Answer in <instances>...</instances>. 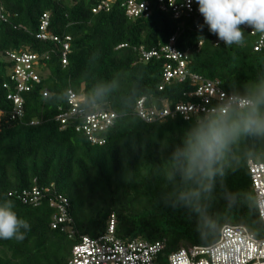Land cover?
Listing matches in <instances>:
<instances>
[{
  "label": "trees",
  "instance_id": "trees-1",
  "mask_svg": "<svg viewBox=\"0 0 264 264\" xmlns=\"http://www.w3.org/2000/svg\"><path fill=\"white\" fill-rule=\"evenodd\" d=\"M128 1L98 10L102 0H0V201L11 199L30 225L22 241L0 239V264H69L80 237L107 233L112 216L116 237L164 241L166 254L210 245L225 225L264 238L249 170L250 161L264 164V133L241 132L214 165L211 181L201 173L186 177L176 153L193 134L213 120L239 122L247 109L161 117L165 106L193 102L196 86L189 79L166 82L164 69L174 63L165 57L141 60V50H160L175 36L177 47L189 53L191 73L247 98L264 83V48L255 51L256 37L245 25V45L227 46L207 27L201 30L198 17L174 18L158 0H137L150 12L134 17ZM25 54L37 57L29 73L39 82L30 78L28 90L19 91L13 56ZM101 86H107L104 94L95 95ZM67 90L83 99L85 113L116 114L96 133L104 144H92L77 130L80 117L65 125L57 120L70 109ZM11 94L23 100L21 118L12 119ZM140 101L149 116L154 111L151 121L139 115ZM34 189L42 192L38 205L18 199ZM60 197L72 221L54 228L61 213L51 203Z\"/></svg>",
  "mask_w": 264,
  "mask_h": 264
},
{
  "label": "built area",
  "instance_id": "built-area-1",
  "mask_svg": "<svg viewBox=\"0 0 264 264\" xmlns=\"http://www.w3.org/2000/svg\"><path fill=\"white\" fill-rule=\"evenodd\" d=\"M158 1L161 3L162 9L172 13L174 18H180L183 14L189 17L195 16L199 18L200 24L204 25V19L198 11L195 0H191L190 7L189 0ZM111 2L113 0H102L98 10L103 7L109 9V3ZM96 11L94 10V12ZM127 11L130 16L137 17L143 13H149L150 5L145 2L139 4L137 0H129ZM47 26V20H43L41 30L45 31ZM204 27L207 26L204 25ZM251 31L252 29H250ZM251 35L256 37L255 51L264 48V41H260L257 35ZM39 37L46 38V35L41 34ZM121 47H125V45ZM64 49L62 62L67 64L69 45L65 44ZM161 57H165L174 63H169L164 69L166 82L178 80L182 83L189 79L196 86L195 91L189 95L194 100L193 102L178 104L173 110L165 106L164 111L160 113L161 117L181 115L185 119H189L201 114L218 116L226 115L232 110H244L240 107V100L244 97L229 94L223 89L221 82L218 80L204 79L189 71V53L183 52L177 47L175 36L170 38L168 44L160 50L148 52L141 50V60L144 62ZM13 58L17 62L15 78L19 83V91L28 90L26 85L30 78L39 82L34 73H29L31 69L30 62L35 60L36 56L25 54L21 57L13 56ZM8 100H12L15 104V115L12 119L23 117L22 98L11 94L8 96ZM82 102L83 99L75 94V99L71 103L68 102L69 111L60 113L57 120L65 125L73 117H80L82 123L77 127V130L84 131L92 144L102 145L105 141L99 139L96 133L111 126L117 116L109 110H95L85 113V110L81 107ZM138 113L143 119L151 121L154 111H151L149 116V113L144 111L143 101H140L138 103ZM2 116L3 112L0 111V118ZM249 170L255 195L257 199H262L264 198V164L250 161ZM17 197L24 204L38 205L42 199V192L34 189L32 193L24 192ZM51 206L57 207L61 213L60 216L54 218V228L64 222L71 223L72 220L68 216L69 204L65 198L56 199V202H52ZM261 219L264 221V218ZM69 264H264V238L257 237L247 227L225 225L220 230L219 238L210 245L184 247L177 252L166 254L164 241L151 243L139 239L122 240L116 237L114 216H112L107 233L97 237L87 235L80 237L79 241L73 246Z\"/></svg>",
  "mask_w": 264,
  "mask_h": 264
},
{
  "label": "clouds",
  "instance_id": "clouds-1",
  "mask_svg": "<svg viewBox=\"0 0 264 264\" xmlns=\"http://www.w3.org/2000/svg\"><path fill=\"white\" fill-rule=\"evenodd\" d=\"M204 25L227 46H244L245 32L241 26L252 29L251 34L264 41V0H195ZM191 0H189V7ZM204 25H200L201 30ZM107 86L98 87L95 95L102 96ZM69 103L75 99L71 90L66 91ZM264 83L256 86L247 98L240 100V107L247 109L243 119L231 124L211 121L198 129L188 140L186 147L176 153L185 161L184 174L191 178L201 173L209 181L216 173L214 165L223 158L229 145L241 132L264 133ZM1 119V118H0ZM210 187V185H209ZM196 195V193H193ZM256 208L264 218V198L256 200ZM30 225L26 219L18 217L11 199L0 201V239L22 241Z\"/></svg>",
  "mask_w": 264,
  "mask_h": 264
}]
</instances>
